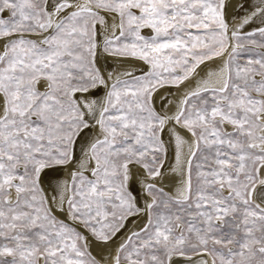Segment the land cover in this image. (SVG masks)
<instances>
[{
  "label": "snow or ice",
  "instance_id": "6c2138e0",
  "mask_svg": "<svg viewBox=\"0 0 264 264\" xmlns=\"http://www.w3.org/2000/svg\"><path fill=\"white\" fill-rule=\"evenodd\" d=\"M0 264H264V0H0Z\"/></svg>",
  "mask_w": 264,
  "mask_h": 264
},
{
  "label": "bare ground",
  "instance_id": "6f19581e",
  "mask_svg": "<svg viewBox=\"0 0 264 264\" xmlns=\"http://www.w3.org/2000/svg\"><path fill=\"white\" fill-rule=\"evenodd\" d=\"M251 2V0H250ZM231 3H235V0H231ZM227 14H228V17L229 19H231V16L234 14L233 13V10L231 7H229L227 9ZM246 30H250L249 29H246ZM98 61H99V66L105 70V72H121L123 71L125 68L129 67L130 63H133V62H130V61H126V60H122L121 58L119 57H113V56H109L107 53H105L103 51V48L101 47L100 48V51H99V55H98ZM137 64L138 67H143L144 70H147V66L146 65H142L140 64V62H135ZM208 64V68H205L203 65L201 66L202 68H204V71H208L210 69H215L220 61L217 60L215 62H206ZM203 75V73H202ZM102 91L101 90L100 92H97L95 93L94 95L95 96H100L102 95ZM177 95V89L173 86H165L164 88L160 89V93L159 95L156 97V103H157V107H159L160 105V96H166L169 100H171L174 96ZM164 139L167 140L168 137L167 135L165 134L164 136ZM175 163V149H174V146L173 147H169L168 148V153H167V164L168 165H171V164H174ZM167 171V169H166ZM139 177H137V181H138ZM179 182V176H169L168 179L165 180V184L169 187V188H174L175 185ZM132 190L133 192L137 193L138 195H142L139 193V183H134L133 186H132ZM141 203V206H143V201L141 199L140 201ZM135 223H141L140 220L136 219L135 220ZM134 227V223L132 220L129 221L128 225H127V228L124 230V232H122L120 234V236L117 237L116 239V242L115 243H118L119 242V239L121 236H123L125 234V232L128 231V229H132ZM114 251V249H113Z\"/></svg>",
  "mask_w": 264,
  "mask_h": 264
},
{
  "label": "rangeland",
  "instance_id": "374dc122",
  "mask_svg": "<svg viewBox=\"0 0 264 264\" xmlns=\"http://www.w3.org/2000/svg\"><path fill=\"white\" fill-rule=\"evenodd\" d=\"M145 36H150L151 35V32L150 30H144V33H143ZM241 62H244L243 60Z\"/></svg>",
  "mask_w": 264,
  "mask_h": 264
}]
</instances>
